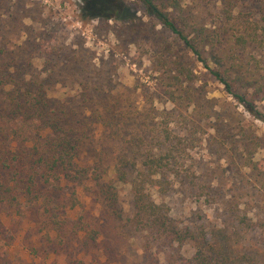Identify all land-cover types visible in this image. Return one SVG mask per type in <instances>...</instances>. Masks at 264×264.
<instances>
[{
  "label": "rangeland",
  "instance_id": "rangeland-1",
  "mask_svg": "<svg viewBox=\"0 0 264 264\" xmlns=\"http://www.w3.org/2000/svg\"><path fill=\"white\" fill-rule=\"evenodd\" d=\"M122 3L125 18L117 20L82 15L80 0H0V60L17 62L15 78H45V94L65 106L72 123L88 118L79 156L100 176L97 184H86L79 203L98 230L95 244L83 246L74 236L47 242L29 216H14L0 240V264H185L192 243L168 244L139 228L130 204L132 169L122 167L124 179H117L119 161L114 165L137 153L134 143L152 144L163 121L182 141L188 166L174 170L156 199L194 234H229L220 244L230 264H264V187L244 164L250 155L264 160V123L226 94L140 3ZM181 3L196 24L216 20L218 0ZM235 4L240 15L264 14L261 0ZM179 68L191 71V78ZM173 73L182 82L175 83ZM102 108L111 109L114 131L95 121ZM258 109L264 113V101ZM103 183L113 189L111 202L98 195ZM233 208L253 229L233 227Z\"/></svg>",
  "mask_w": 264,
  "mask_h": 264
},
{
  "label": "trees",
  "instance_id": "trees-1",
  "mask_svg": "<svg viewBox=\"0 0 264 264\" xmlns=\"http://www.w3.org/2000/svg\"><path fill=\"white\" fill-rule=\"evenodd\" d=\"M80 1L82 15L125 18L122 0ZM136 1L226 94L264 123V113L258 109V102L264 101V14L258 18L240 15L233 9L240 0H218L216 20L196 24L184 13L182 0ZM19 71L15 60H0V240L8 233L6 221L14 216H29L36 235L47 242L55 240L60 244L74 236L83 246L93 245L98 230L90 222L91 216L79 208L86 184H97L100 178L93 174L95 165L92 163L90 169L79 156L88 118L72 123L65 106L45 94V78H15L14 73ZM176 71L185 73L188 79L192 76L184 68ZM177 75L173 73L171 77L175 83L182 82ZM163 93L174 101L172 92ZM110 110L102 108L95 120L105 131L115 130L109 122ZM155 131L152 144L136 142V154L114 162L119 161L115 166L117 179H124L122 167L132 169L128 184L133 222L168 244L189 240L193 251L185 264H230L232 257L220 244L228 240L229 234H224L223 229L219 230L221 234H194L180 226L164 203L156 199L168 188L174 170L188 165L182 156L183 143L167 123L163 121ZM244 164L264 187V160L250 155ZM103 187L98 195L111 202L113 189L110 184L103 183ZM230 212L235 229H253L245 213L237 208ZM240 261L233 264L250 263Z\"/></svg>",
  "mask_w": 264,
  "mask_h": 264
}]
</instances>
